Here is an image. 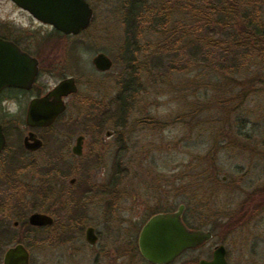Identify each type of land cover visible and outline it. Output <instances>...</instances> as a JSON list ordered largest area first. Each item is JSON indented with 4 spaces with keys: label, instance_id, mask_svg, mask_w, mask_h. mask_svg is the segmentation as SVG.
<instances>
[{
    "label": "rangeland",
    "instance_id": "1",
    "mask_svg": "<svg viewBox=\"0 0 264 264\" xmlns=\"http://www.w3.org/2000/svg\"><path fill=\"white\" fill-rule=\"evenodd\" d=\"M123 1L87 0L93 11L92 22L77 36H62L46 28L38 30L43 53L51 51L49 60L42 61L40 82L52 86L63 75L75 76L78 82V93L67 100L68 108L62 118L101 119V147L94 146L92 139L87 140L82 158L74 159V168L60 173L58 181L63 178L60 182L68 187V181L74 178L75 189L90 180L100 181L101 176V233L138 231L153 213L175 210L183 203L186 225L193 230H210L214 238L204 248L186 252L179 263H196V259L210 255L214 244L220 242L228 251L229 264H264V218L254 220L242 210L244 206L247 212L249 192H253L256 202L260 196L255 189L264 185V64L257 63L252 69L230 65L233 55L240 53L233 50V45L208 52L200 48L201 53L196 56L198 69L187 76L197 78L200 90H195L197 95L190 88H183L186 94L180 93L179 88L166 85L164 78L169 75L168 67L170 70L172 65H184L191 55L182 49L176 57L172 50L165 55L151 54L157 39L151 25L142 23L141 33L149 41L141 48L147 51L140 56L145 62L144 70H125ZM3 2L0 0V5ZM260 9L248 17L258 18L264 25V3ZM3 11L6 8L0 11V22L4 21ZM23 23L26 27L28 19ZM213 31L208 34L212 39L228 41L233 35L232 29L214 26ZM99 53L112 61L106 72H97L92 65ZM215 63L222 66L223 74H219L218 66L213 67ZM253 75L259 77H255L252 88L249 84ZM131 78L137 89L144 92L134 98H130L134 89L127 93L129 107L124 120L116 97L124 92L126 80ZM174 79L173 84L177 85L181 77L176 75ZM203 83L209 86L202 89ZM183 97H187L186 101L181 100ZM197 106L201 112L194 119L176 118L178 114H190ZM108 132L110 136L106 135ZM46 138L45 149L27 157L31 164L38 162L37 169L24 175L33 186L41 182L43 174L39 171L49 161V133ZM90 149L101 154V167L95 164L87 169ZM80 200L76 198L74 207L88 212L79 209L76 213L99 229L97 202L87 204ZM40 203L44 204L32 196L26 198L27 210L39 207ZM47 207L48 204L43 208ZM50 235H26L30 264H53L49 256ZM36 237L42 239V248L37 249L43 254H37L40 260H35L37 251L31 244Z\"/></svg>",
    "mask_w": 264,
    "mask_h": 264
},
{
    "label": "flooded vegetation",
    "instance_id": "2",
    "mask_svg": "<svg viewBox=\"0 0 264 264\" xmlns=\"http://www.w3.org/2000/svg\"><path fill=\"white\" fill-rule=\"evenodd\" d=\"M3 3V6L0 5V11L6 8V12L3 11L5 13L4 21L0 22V38L13 43L21 52L34 58L38 63V73L29 87L4 85L0 89V126L4 137V145L0 150V264H4L7 251L18 245L23 246L26 250L27 264H30V247L24 241L29 233H51L52 249L50 248L49 256L53 264L61 262L63 264H154L145 259L140 252L141 229L152 216L173 212L177 208L168 212L162 210L153 213L138 231L120 230L114 231V233H101V176H99L100 181L90 180L75 189L73 188L76 186L74 178L68 181V187L60 182V179L63 178L58 181L60 173L69 172L74 168V159L82 158L87 147V140L92 139L91 143L94 146L98 144L101 147V119L62 118L68 108L67 100L75 96L78 91L63 97L66 109L56 117L52 124L48 126L27 124V110L33 100L47 96L60 81L67 78L74 79L78 88L77 79L72 75H63L52 86L40 82L42 61L49 60L51 51L43 53L44 48L40 43L42 39L37 37L38 30L46 28L66 37L77 35H64L50 25L41 23L12 0H4ZM25 18L29 21L26 23L28 24L26 27L23 23ZM51 100L52 98H49V101ZM78 129L81 131L77 132ZM46 133L50 134L49 161L39 171L43 176L41 182L35 187L26 182L24 175L26 172H33L34 169H37L38 162L31 164L27 157H33L45 149ZM106 135L110 136L109 132ZM73 139L74 144L72 143ZM77 145L80 154L74 153L73 149ZM86 164L87 169L95 164L101 167V154L95 149H90ZM252 186L250 182L249 187L252 188ZM262 186L264 185L260 184L257 188ZM74 195L81 199V203L93 204V202H97L99 229L96 225L87 224L85 218H80L83 217L82 214L76 213L79 209L85 214L88 211L74 207L73 203L76 201ZM252 195L253 192H249L247 195L246 213L250 214L254 220H261L264 218V204H260V198L253 202ZM30 196L33 199L41 200L44 204L40 203V205L43 207L46 204L48 207L43 208L39 205L37 208L27 210L26 198ZM179 205L184 204L180 203ZM184 212L185 205L181 220L188 229L193 230L186 225ZM36 213L48 216L51 223L32 225L29 220L31 215ZM89 228L92 229V233H87ZM204 231L211 233L209 241L195 249L183 251L171 262L164 264H181L179 261L186 252L204 248L214 238L213 232ZM31 244L37 251L42 248V239L36 237ZM220 245L225 249V260L229 264L228 251L220 242L214 244L210 255L196 259L194 264H198L201 260L210 261L214 249ZM37 254L39 256H43V254L40 250L36 252L35 260H40Z\"/></svg>",
    "mask_w": 264,
    "mask_h": 264
},
{
    "label": "trees",
    "instance_id": "3",
    "mask_svg": "<svg viewBox=\"0 0 264 264\" xmlns=\"http://www.w3.org/2000/svg\"><path fill=\"white\" fill-rule=\"evenodd\" d=\"M262 3H264V0H125L121 5L122 25L124 28L123 39L126 44L123 53L124 68L129 71L134 69H137V71L144 70L145 62L140 60V56L147 51H142L141 48L143 43H148L149 41L147 42V35L141 33L140 24L142 23L151 25L154 36L157 39L153 43L151 54L160 53L165 55L172 50L174 51L173 56L176 57L178 50L182 49V51H186V54L191 55L184 65L178 68L172 65L170 70L168 67L169 75L164 78L168 82H165L166 85L179 88L180 93L186 94L184 90L190 88L192 89V94L197 95L196 91L200 90L199 86H197V78L187 77L190 71L198 69L196 56L201 53L200 48L208 52L209 49L213 48V50L219 48L223 50V45L225 47L233 45V50L240 53L233 55L234 60L230 62V65L238 68L245 65L251 69L256 68L258 64L262 66L264 64V25L258 18L248 17L254 16V12L259 13ZM249 9L253 10L249 12ZM237 18H239V21ZM214 26H217L220 30L232 29L233 35L230 34L228 41L215 37L212 39L209 35L214 33ZM234 30H237L238 33H234ZM210 32L213 33L211 34ZM248 61H251V63L248 64ZM216 66L220 69L219 74H223L222 66L215 63L213 67L217 68ZM208 72L209 70L205 73L206 76ZM236 72L240 73L239 70H236ZM176 75L180 76L181 79L176 82L178 83L177 85H174ZM255 77L259 76L253 75L250 79L249 86L252 88L255 87ZM262 78L264 83V77ZM129 80H126L124 92L118 93L116 97V100L120 102L117 105L120 107L119 110L122 113L120 115L123 116L124 120H126V109L128 110L129 107L127 106V103H129L126 97L127 93L134 89V92L130 93V98H134L144 92L139 87L137 89V83L134 84L132 78ZM257 83L261 84V82ZM206 86H209V84L203 83L202 89ZM185 98L187 97H183L181 100L186 101ZM225 102L224 100L221 104ZM199 108L198 106L194 107L190 114L184 116L183 114H178L176 118L191 117L194 119L201 112ZM121 125L124 124L121 123ZM255 190H258L260 204H264V186ZM242 210L246 217L250 216V214L247 215L244 206H242Z\"/></svg>",
    "mask_w": 264,
    "mask_h": 264
},
{
    "label": "water",
    "instance_id": "4",
    "mask_svg": "<svg viewBox=\"0 0 264 264\" xmlns=\"http://www.w3.org/2000/svg\"><path fill=\"white\" fill-rule=\"evenodd\" d=\"M18 6L43 24L64 35H78L91 24L93 11L86 0H12ZM93 67L106 72L112 67V61L103 53L92 59ZM38 73V63L34 58L21 52L17 46L0 38V89L4 85L29 87ZM74 79L60 81L45 97L33 100L27 110V124L48 126L65 111L63 97L77 93ZM49 98H52L49 101ZM79 140V139H78ZM78 142V141H77ZM4 137L0 126V150ZM74 153L80 154L78 145ZM184 205L173 212L152 216L142 227L139 236L140 252L145 259L154 264L171 262L188 249H195L211 239V233L204 230H190L181 220ZM32 225L50 224L51 219L42 214L30 217ZM92 233V229H87ZM28 254L18 245L7 251L4 264H27ZM198 264H227L225 249L222 245L213 251L210 261L201 260Z\"/></svg>",
    "mask_w": 264,
    "mask_h": 264
}]
</instances>
